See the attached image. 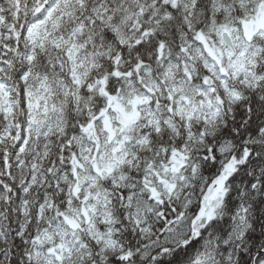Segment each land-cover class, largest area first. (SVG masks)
Wrapping results in <instances>:
<instances>
[{
    "label": "snow or ice",
    "instance_id": "6c2138e0",
    "mask_svg": "<svg viewBox=\"0 0 264 264\" xmlns=\"http://www.w3.org/2000/svg\"><path fill=\"white\" fill-rule=\"evenodd\" d=\"M0 264H264V0H0Z\"/></svg>",
    "mask_w": 264,
    "mask_h": 264
}]
</instances>
